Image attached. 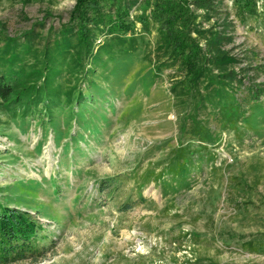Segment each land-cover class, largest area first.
<instances>
[{
  "label": "rangeland",
  "instance_id": "374dc122",
  "mask_svg": "<svg viewBox=\"0 0 264 264\" xmlns=\"http://www.w3.org/2000/svg\"><path fill=\"white\" fill-rule=\"evenodd\" d=\"M75 1L0 0V29H59ZM223 2L233 28L225 48L240 66L264 64L263 2L258 17L244 21L234 0ZM135 28L137 36L140 23ZM145 38V51L108 81L96 70L95 87L77 82L93 98L73 111L48 115L38 107L23 121L0 116V203L31 213L44 227L43 256L13 264H264V247H243L264 238V113L256 132H223L213 148L215 167L205 163L186 188L138 186L148 164L165 160L176 144L181 116L171 93L175 69L154 71L156 33ZM132 174L111 195L99 192V180ZM124 202L131 207L121 211Z\"/></svg>",
  "mask_w": 264,
  "mask_h": 264
},
{
  "label": "trees",
  "instance_id": "16d2710c",
  "mask_svg": "<svg viewBox=\"0 0 264 264\" xmlns=\"http://www.w3.org/2000/svg\"><path fill=\"white\" fill-rule=\"evenodd\" d=\"M258 1L234 0L238 18H257ZM223 4V0H76L67 24L59 29L46 30L41 24L37 31L19 35L0 29V116L23 121L40 112L38 107L48 115L63 107L73 111L86 97L93 98L77 87L80 79L86 90L96 86L92 78L96 70L97 77L108 81L115 68L129 65L145 51L150 45L145 37L154 31L158 52L154 71L175 69L178 79L171 84V93L181 116L176 144L165 160L148 164L137 183L140 188L149 183L186 188L187 179L206 169L205 163L215 167L213 148L223 132L234 131L239 138L245 131L256 132L264 113V81H258L264 64L240 66V58L225 48L233 28L229 13L221 10ZM131 11L138 14L130 18ZM137 23L141 31L136 36ZM99 36L105 37L97 44ZM133 176L101 179L98 190L111 195ZM137 201H144L142 193ZM130 207L124 202L120 210ZM43 230L31 213L0 203V264L37 262L44 254ZM243 247L257 253L264 238Z\"/></svg>",
  "mask_w": 264,
  "mask_h": 264
}]
</instances>
